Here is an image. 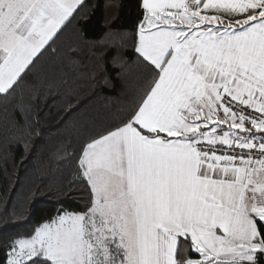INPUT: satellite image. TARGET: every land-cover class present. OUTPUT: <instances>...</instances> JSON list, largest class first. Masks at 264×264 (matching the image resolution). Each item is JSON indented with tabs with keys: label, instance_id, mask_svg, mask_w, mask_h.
Listing matches in <instances>:
<instances>
[{
	"label": "snow or ice",
	"instance_id": "1",
	"mask_svg": "<svg viewBox=\"0 0 264 264\" xmlns=\"http://www.w3.org/2000/svg\"><path fill=\"white\" fill-rule=\"evenodd\" d=\"M85 2L0 0V100L36 87ZM136 7L113 45L136 56L132 100L80 145L83 208L6 237L0 264H264V0Z\"/></svg>",
	"mask_w": 264,
	"mask_h": 264
},
{
	"label": "trees",
	"instance_id": "2",
	"mask_svg": "<svg viewBox=\"0 0 264 264\" xmlns=\"http://www.w3.org/2000/svg\"><path fill=\"white\" fill-rule=\"evenodd\" d=\"M136 4L86 0L57 41V54H46L39 75L27 78L36 81V87L0 100V244L8 236L31 231L61 206L83 208L87 193L76 167L80 145L132 100L136 56L131 47L121 46L117 53L113 45L133 32ZM77 33L83 40L77 41ZM64 80L81 93V106L70 118L74 126L60 123L65 115ZM37 92L40 99H32ZM29 131L39 135L29 137Z\"/></svg>",
	"mask_w": 264,
	"mask_h": 264
}]
</instances>
